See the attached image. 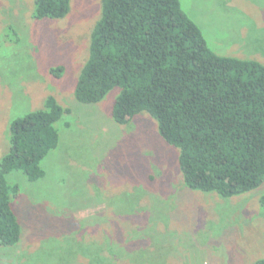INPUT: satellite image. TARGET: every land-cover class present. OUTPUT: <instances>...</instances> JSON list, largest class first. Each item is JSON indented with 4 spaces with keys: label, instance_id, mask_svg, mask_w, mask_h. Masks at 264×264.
<instances>
[{
    "label": "rangeland",
    "instance_id": "374dc122",
    "mask_svg": "<svg viewBox=\"0 0 264 264\" xmlns=\"http://www.w3.org/2000/svg\"><path fill=\"white\" fill-rule=\"evenodd\" d=\"M34 0H0V158L12 120L53 96L70 108L56 124L58 146L44 177L20 173L13 208L20 241L0 246V264H253L264 258V184L239 196L185 188L177 150L141 114L111 119L118 93L94 105L73 89L87 58L101 0H71L58 20L32 19ZM219 56L264 65V0H179ZM10 28V32H8ZM61 67L59 77L50 69ZM68 124V127L64 126Z\"/></svg>",
    "mask_w": 264,
    "mask_h": 264
},
{
    "label": "trees",
    "instance_id": "16d2710c",
    "mask_svg": "<svg viewBox=\"0 0 264 264\" xmlns=\"http://www.w3.org/2000/svg\"><path fill=\"white\" fill-rule=\"evenodd\" d=\"M70 1L34 0L31 17L62 19ZM62 71L50 69L54 77ZM113 89L112 121L152 119L160 139L177 150L186 189L229 198L264 184V65L215 54L179 0H101L73 97L94 105ZM70 112L48 96L42 109L11 121L0 158V246L17 245L21 233L13 208L20 190L7 177H44L41 162L58 146L56 124Z\"/></svg>",
    "mask_w": 264,
    "mask_h": 264
}]
</instances>
